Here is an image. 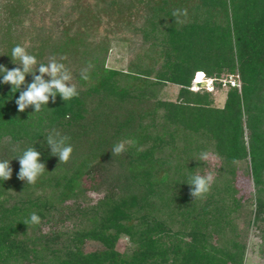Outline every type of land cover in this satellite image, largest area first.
<instances>
[{"label": "trees", "instance_id": "trees-1", "mask_svg": "<svg viewBox=\"0 0 264 264\" xmlns=\"http://www.w3.org/2000/svg\"><path fill=\"white\" fill-rule=\"evenodd\" d=\"M125 2L128 10L147 8L144 36L159 49V70L123 72L94 59L90 79L78 77V97L63 102L57 95L39 113L31 106L19 112V92L0 84V143L7 138L0 159H12L13 169L11 179H0V264H243L246 246L236 220L245 204L237 196V164L247 162L256 188L254 219L264 213V0ZM18 9L12 6L10 16ZM185 9L186 16L173 15ZM46 43L40 41L36 56ZM53 46L57 54L78 53L83 33L65 30ZM224 71L237 72L242 87L229 88L221 108L209 92L190 90L197 73L214 78ZM167 83L179 87L175 102L155 99ZM52 129L70 137L68 163L50 155ZM123 140L136 145L112 155ZM32 146L46 165L34 185L17 178L15 159ZM202 152L220 162L205 199L193 198L187 184L205 175ZM98 175L104 193L84 204V181ZM67 202L72 228L42 232L41 222H50ZM33 212L40 224L25 225ZM121 237L130 251L117 249ZM87 241L100 249L84 252Z\"/></svg>", "mask_w": 264, "mask_h": 264}, {"label": "rangeland", "instance_id": "rangeland-1", "mask_svg": "<svg viewBox=\"0 0 264 264\" xmlns=\"http://www.w3.org/2000/svg\"><path fill=\"white\" fill-rule=\"evenodd\" d=\"M113 1L120 2L122 6L111 5ZM125 1L0 0V65L13 63L8 57L11 46L21 45L27 49L29 54L36 57L38 63L47 64L50 57H55L58 62L64 63L73 75L72 83L76 84L77 90L83 88L78 77L94 59L103 62L106 68L123 72H135L145 67L159 70L161 59L155 63L159 49L151 45V37L145 38L144 36L148 10L144 6L132 7L128 10L126 5L124 6L127 3ZM15 5L19 6L18 14L12 17L10 11ZM65 30L69 35L76 32L83 33L85 46L79 48L78 53L61 55L53 52V45L63 39ZM41 40L47 43L41 57H38L35 54ZM61 57H66V59L61 60ZM14 63H19V61H14ZM13 65L19 67V65ZM229 76H235L240 81L237 72L224 71L217 78L226 79ZM151 80H153L152 77ZM178 90V86L167 83L158 88L155 99L175 102ZM227 90V88L216 87L210 92L213 106L218 108L223 106ZM200 92L206 91L201 90ZM6 148L7 138H4L0 143V156L7 153ZM206 162L205 174L209 171L216 174L220 169V162L213 155L210 154ZM112 167V171L118 172L117 164ZM235 177L237 196L242 198V203L245 204L240 210L239 219L236 220L239 241L246 246L243 264H264V213L260 219H254L256 188L249 169L247 170V162L237 164ZM94 179L93 183L88 179L84 181L86 191L84 200H82L84 204H93L104 193L102 187L104 188L105 185L101 187L99 175ZM63 206L57 214L50 218V222L45 220L41 222L42 232L50 230L64 232L72 228L73 219L67 217L70 216L67 206H72V202H67ZM250 219L251 223L248 225L247 222ZM131 248L132 245L128 239L121 237L117 249L120 252H128ZM97 249H100L97 242L87 241L83 245L84 252H93Z\"/></svg>", "mask_w": 264, "mask_h": 264}, {"label": "clouds", "instance_id": "clouds-1", "mask_svg": "<svg viewBox=\"0 0 264 264\" xmlns=\"http://www.w3.org/2000/svg\"><path fill=\"white\" fill-rule=\"evenodd\" d=\"M187 15V10H177L173 15ZM66 57H61V60ZM11 60L13 64L19 65L11 70L0 65V84L11 85L13 93L19 92L18 98L15 100L17 110L24 112L31 106L35 113L48 108L47 105L51 100L56 102L57 95L63 102L70 101L79 96L76 84L72 83L73 75L64 63L58 62L55 57H50L47 64L38 63L36 57L28 53L24 46L16 45L11 50ZM19 61V63H14ZM93 65L89 64L81 72V78L90 79L89 69ZM39 73L38 75L36 73ZM31 75V82H26V76ZM47 77V79H45ZM23 86V90H22ZM49 109V108H48ZM70 137L61 135L55 129H52L47 138L46 143L50 148V155L56 156L60 163H68L72 157L73 147L68 141ZM135 146V140H123L117 142L111 149L112 155L120 156L127 152V146ZM15 150V149H14ZM209 153H200V161H208ZM14 159V158H13ZM15 159L19 162V171L17 178L27 184L34 185L46 171L45 163L41 162V153L33 146L22 151ZM12 159H0V179L7 181L11 179L13 169L10 166ZM215 173L207 172L205 175L196 174L190 177L188 185L191 186L190 195L193 198L205 199L214 183ZM41 218L35 212L30 215L28 220L24 221L25 225H39Z\"/></svg>", "mask_w": 264, "mask_h": 264}, {"label": "built area", "instance_id": "built-area-1", "mask_svg": "<svg viewBox=\"0 0 264 264\" xmlns=\"http://www.w3.org/2000/svg\"><path fill=\"white\" fill-rule=\"evenodd\" d=\"M200 73H197L191 83L190 90L193 92H200L201 90H205L206 92H212L214 88H234L238 91L241 90V83L240 81L235 78V76H229L226 79L222 78H206L202 73V80L197 81V76ZM207 85V86H206ZM205 86V87H204ZM202 87V88H200Z\"/></svg>", "mask_w": 264, "mask_h": 264}, {"label": "bare ground", "instance_id": "bare-ground-1", "mask_svg": "<svg viewBox=\"0 0 264 264\" xmlns=\"http://www.w3.org/2000/svg\"><path fill=\"white\" fill-rule=\"evenodd\" d=\"M199 76H200V75L197 76V81H198V82L202 80V79H199V78H198Z\"/></svg>", "mask_w": 264, "mask_h": 264}]
</instances>
